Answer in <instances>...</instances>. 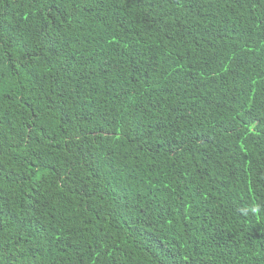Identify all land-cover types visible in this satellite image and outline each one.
<instances>
[{
  "label": "trees",
  "instance_id": "1",
  "mask_svg": "<svg viewBox=\"0 0 264 264\" xmlns=\"http://www.w3.org/2000/svg\"><path fill=\"white\" fill-rule=\"evenodd\" d=\"M0 264H264V0H0Z\"/></svg>",
  "mask_w": 264,
  "mask_h": 264
}]
</instances>
